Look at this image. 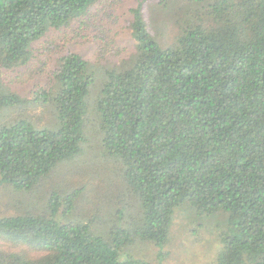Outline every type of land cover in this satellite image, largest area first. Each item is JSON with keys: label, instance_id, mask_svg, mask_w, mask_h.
Wrapping results in <instances>:
<instances>
[{"label": "trees", "instance_id": "trees-1", "mask_svg": "<svg viewBox=\"0 0 264 264\" xmlns=\"http://www.w3.org/2000/svg\"><path fill=\"white\" fill-rule=\"evenodd\" d=\"M187 1L200 10L168 47L149 33L142 3L131 10L134 52L96 68L104 72L96 95L94 65L68 53L56 61L54 85L28 99L2 71L29 66L34 43L53 29L88 28L103 0H0V116H10L0 117V190L16 210H0V237L45 252L0 251V264H154L132 246L162 249L184 203L199 216L227 215L216 264H264V0ZM32 105L53 116L50 125L15 115ZM90 122L141 206L128 218L119 210L126 223L107 234L94 229L102 195L115 196L107 184L96 194L66 176L43 190L57 166L80 155ZM40 190L44 199L33 201ZM80 203V219L63 221Z\"/></svg>", "mask_w": 264, "mask_h": 264}, {"label": "rangeland", "instance_id": "rangeland-1", "mask_svg": "<svg viewBox=\"0 0 264 264\" xmlns=\"http://www.w3.org/2000/svg\"><path fill=\"white\" fill-rule=\"evenodd\" d=\"M206 2L207 0H196V2ZM104 2V4H102ZM96 5L91 16V23L84 30L78 29L76 25L70 28L51 30L45 37L34 43V59L27 67H21L15 71H2L4 84L12 91L28 99L34 98L38 90L49 89L54 85V71L56 61L61 56L68 53H77L91 62L96 70H108L115 68L114 65H120L128 60L134 52V40L130 24L133 20L131 10L136 9L142 3V15L149 29V33L154 40L162 47H168L174 44L180 34V26L190 21H195V13L200 9L188 3L187 0H103ZM100 11V12H99ZM201 14V13H200ZM194 18V19H193ZM187 20V21H185ZM118 68V67H116ZM96 82L93 95L98 93L102 86V71L96 70ZM97 91V92H96ZM50 109V108H49ZM15 115L22 118L32 119L38 126L50 125L53 116L41 107L29 106L26 109L18 111ZM8 121L10 116L4 114L0 116ZM96 124L88 123L85 128L86 143L80 155L63 162L52 172V184L44 186V192L50 190L55 183L65 180L69 183H82L88 186L91 183L93 192L95 187L100 190H106V184L109 189L115 191V196L104 193L108 197L107 206L104 207L101 215L98 216L100 223H95V230L103 233H110L115 226L125 224L119 217L120 211L124 208L125 217L136 215L141 210L139 200L132 195V190L126 186L125 168L122 161L118 158L106 155L102 146V140L97 133ZM89 161V165L83 164ZM70 170V172H69ZM87 171L88 176H77L72 178L71 172ZM50 177V178H51ZM94 180V181H93ZM40 190L30 198L33 201H42L46 193ZM95 192L96 194L98 193ZM93 192L91 197L93 196ZM103 193V192H102ZM0 190V210L1 214L11 215L16 210L11 207L10 198L9 207H5L4 202L7 198ZM105 195V196H104ZM125 195V196H124ZM119 196V197H118ZM114 197V198H113ZM118 197V198H117ZM29 198H25V204ZM82 206V207H81ZM84 204H79L71 211L63 221L80 219L83 213L80 210L85 209ZM184 203L176 210L168 242L162 249L141 248L132 246L135 255H140L148 259L147 262L154 264H216L218 256L222 250L221 236L228 230L227 215L225 213L199 216ZM80 207V208H78ZM79 212L81 213L79 215ZM0 214V215H1ZM139 249V250H138ZM0 251L23 255L27 251L30 257L39 259L45 255V252L24 245H13L0 237ZM161 254L164 257H161ZM145 255V256H144ZM218 263V262H217Z\"/></svg>", "mask_w": 264, "mask_h": 264}]
</instances>
